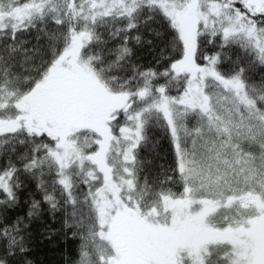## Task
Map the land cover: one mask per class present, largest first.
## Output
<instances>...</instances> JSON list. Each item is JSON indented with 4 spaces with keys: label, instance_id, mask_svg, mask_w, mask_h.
I'll return each instance as SVG.
<instances>
[{
    "label": "snow or ice",
    "instance_id": "snow-or-ice-1",
    "mask_svg": "<svg viewBox=\"0 0 264 264\" xmlns=\"http://www.w3.org/2000/svg\"><path fill=\"white\" fill-rule=\"evenodd\" d=\"M34 225L68 264H264V0H0V264Z\"/></svg>",
    "mask_w": 264,
    "mask_h": 264
},
{
    "label": "trees",
    "instance_id": "trees-1",
    "mask_svg": "<svg viewBox=\"0 0 264 264\" xmlns=\"http://www.w3.org/2000/svg\"><path fill=\"white\" fill-rule=\"evenodd\" d=\"M140 63H147L151 57L145 50L138 51ZM168 150L167 141H163L160 145V152L163 155ZM26 207L20 209L23 213ZM59 219V218H58ZM47 222V217L41 223ZM59 228V223L56 224ZM44 229L39 225H34L32 228V239L30 241L31 254L28 257L33 261V264H68L70 258L75 254L76 243L66 241L63 236L49 241L43 235Z\"/></svg>",
    "mask_w": 264,
    "mask_h": 264
}]
</instances>
